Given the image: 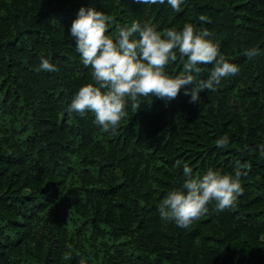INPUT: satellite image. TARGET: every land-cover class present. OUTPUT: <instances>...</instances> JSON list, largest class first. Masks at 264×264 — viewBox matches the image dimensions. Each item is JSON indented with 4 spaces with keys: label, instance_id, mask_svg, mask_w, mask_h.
<instances>
[{
    "label": "trees",
    "instance_id": "16d2710c",
    "mask_svg": "<svg viewBox=\"0 0 264 264\" xmlns=\"http://www.w3.org/2000/svg\"><path fill=\"white\" fill-rule=\"evenodd\" d=\"M81 7L109 16L113 38L133 21L206 29L239 73L196 103L183 89L167 102L142 98L136 113L129 103L105 132L93 113L68 111L93 83L70 33ZM253 47L260 54L249 59ZM42 57L58 70H37ZM185 62L178 54L165 71L183 74ZM200 67L206 79L213 65ZM260 146L264 0H183L179 11L134 0H0V264H264ZM184 163L194 176L249 166L236 207L217 214L213 202L187 228L161 220Z\"/></svg>",
    "mask_w": 264,
    "mask_h": 264
},
{
    "label": "clouds",
    "instance_id": "9594fccd",
    "mask_svg": "<svg viewBox=\"0 0 264 264\" xmlns=\"http://www.w3.org/2000/svg\"><path fill=\"white\" fill-rule=\"evenodd\" d=\"M134 2L148 5L166 2L179 11L183 0ZM199 19L210 23L205 16ZM110 22L103 11L81 7L70 28L83 65L92 70L93 83L79 88L68 111L81 116L93 113L95 122L105 132L117 130L121 119L127 116L129 103L136 113L142 98L156 96L167 102L175 99L182 89L190 97L189 102L196 103L201 91H215L224 78L239 73L238 66L221 54L219 43L209 38L211 34L206 29L197 32L192 24H185L182 30L168 28L160 32L155 25L133 21L130 26L120 27L113 38L107 34ZM178 54L186 58L185 71L170 75L165 68L177 60ZM245 54L252 59L260 51L253 47ZM200 65H213L206 79L197 78L205 71ZM37 70L58 69L42 57ZM228 143L227 134L216 141L220 148ZM259 152L264 156V146L259 147ZM247 167L238 168L234 174L209 168L203 175L194 176L192 168L184 163L182 187L168 192L158 206L161 220L187 228L206 215L213 202L212 210L217 214L236 207L238 197L243 194L241 177L247 175Z\"/></svg>",
    "mask_w": 264,
    "mask_h": 264
}]
</instances>
